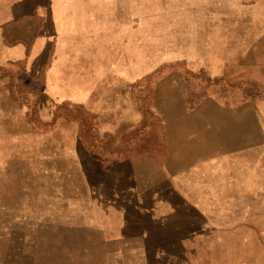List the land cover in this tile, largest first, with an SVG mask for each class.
Instances as JSON below:
<instances>
[{
    "label": "rangeland",
    "instance_id": "1",
    "mask_svg": "<svg viewBox=\"0 0 264 264\" xmlns=\"http://www.w3.org/2000/svg\"><path fill=\"white\" fill-rule=\"evenodd\" d=\"M147 13L140 31L131 30L130 48L121 39L102 38L65 45L60 78L87 105L58 95L45 101L42 73L28 72L20 62L0 64V264H106L105 249L88 258L96 248L81 246H89L91 237L79 227L78 211L111 207V195L125 191L134 195L124 197L131 213L162 203L151 205L155 192L139 198L124 165L139 157L159 161L154 146L161 135L168 131L171 138L173 130L192 127L197 113L251 105L264 122V0H157ZM59 57L50 58L49 70ZM261 147L258 173L247 174L257 183L243 185L242 206L210 199L197 211L214 207L216 213L196 222L193 236L166 232L169 242L183 239V247L174 249L177 241L162 246L161 231L147 214L128 216L130 234L139 232L148 247H164L157 259L172 254L161 264H264ZM144 166L134 168L142 174L140 187L148 185ZM139 246L129 264H141Z\"/></svg>",
    "mask_w": 264,
    "mask_h": 264
},
{
    "label": "crops",
    "instance_id": "2",
    "mask_svg": "<svg viewBox=\"0 0 264 264\" xmlns=\"http://www.w3.org/2000/svg\"><path fill=\"white\" fill-rule=\"evenodd\" d=\"M147 6L155 8L157 0H0V64L20 62L28 72L42 73L47 78V81L43 78V84L48 89L45 101L58 95L62 97L61 100L87 105L81 95L75 92V88L67 87L60 78V72L65 71L63 56L68 51L65 45L102 38L121 39L127 45L126 48H130L131 30L137 26L140 31V25L146 23ZM143 39L141 27V40ZM57 44L62 50L57 49ZM56 53L60 57L49 70V60ZM197 112L191 115L179 114L177 118L184 120ZM197 115L192 117V127L173 130L176 133L171 138L168 137V131L161 135L159 145L154 146V153L160 157L159 161L139 157L133 163L130 161L129 167L123 166L130 171L126 178L130 186L132 182L135 185L139 198H151V192H155L151 205L156 204L155 200L162 202L154 209L150 206L151 210L143 211L134 207L132 213L153 216L152 220L155 222L152 227L160 229L159 236L163 240L161 245L169 246L173 245L172 241H177L174 249L183 247L180 245L183 244L181 241L194 235L196 222L204 223L206 220L203 221V217L216 213L214 207H210L209 212L197 211L199 208H206L203 206H207L210 199L218 202L231 200L232 203L243 205V202L239 203L242 197L240 190L245 184L257 183L256 178L252 180L247 174L253 169L258 173V151L264 146V122H258L261 118L257 109L251 105L239 110H211ZM137 164L146 165L144 167L148 177L143 178V184L148 183L146 186H139L138 180L142 178V174L134 171ZM131 192L112 194L109 198L112 206L98 207L93 214L78 211L80 215L75 216L78 225L84 226L83 231L91 237L89 246H81L96 248L90 255L86 254L88 258L92 254L98 257V248H101L105 249L106 264H129L130 256H135L132 248L136 245L143 249L140 252L143 254L141 264H161L164 257L172 255L165 252L157 259V252L164 247H148L139 232L130 234V226L126 225L128 216L132 213L126 209L124 197ZM131 196H134L133 192ZM246 198L243 197L242 200ZM87 216L90 218L86 226L82 221ZM157 216L159 218L155 219ZM158 220L160 221L157 223ZM168 231L175 236L183 231L191 232L179 242L176 239L169 242L171 239L168 240ZM134 241L137 243L132 246ZM151 248L155 249L154 255L148 260ZM112 256L118 258L114 260ZM81 264L87 263L83 261ZM91 264H99V261Z\"/></svg>",
    "mask_w": 264,
    "mask_h": 264
}]
</instances>
